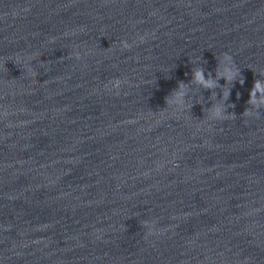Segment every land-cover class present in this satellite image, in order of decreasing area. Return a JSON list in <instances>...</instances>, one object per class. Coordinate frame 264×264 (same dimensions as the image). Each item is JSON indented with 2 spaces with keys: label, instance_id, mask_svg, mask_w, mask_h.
<instances>
[{
  "label": "clouds",
  "instance_id": "1",
  "mask_svg": "<svg viewBox=\"0 0 264 264\" xmlns=\"http://www.w3.org/2000/svg\"><path fill=\"white\" fill-rule=\"evenodd\" d=\"M121 46L123 48H128L130 45L128 44L127 41H121ZM77 58H79V54L77 53ZM222 63L225 68V72H228L229 75L224 76L223 78L225 79V82L227 83L229 80L232 79L230 75V70L231 66L233 65L232 57L228 55L227 53L224 54ZM30 74L35 75V73H31V70L29 69ZM193 80L203 86L206 89H211L214 87V82L211 79H205L203 69H197L193 73ZM240 83H243L241 80ZM120 82L117 80L115 81L114 87H118ZM107 87V86H106ZM257 92H262L264 93V86H262L261 82L259 80L254 81L252 90L249 93V103H255V97ZM184 97V91H183V84L181 83L180 89L175 91L174 96H171L170 98H166V103L170 105H175L177 108L182 109L185 105V101L183 99ZM245 115L251 116L253 115L252 112H248L246 110ZM258 115V113H257ZM227 115L222 113L221 109L219 107H213L212 109L209 110V118L213 120H224L226 119ZM152 233V228L151 225L149 224L148 226V235H151ZM147 238V237H145Z\"/></svg>",
  "mask_w": 264,
  "mask_h": 264
}]
</instances>
